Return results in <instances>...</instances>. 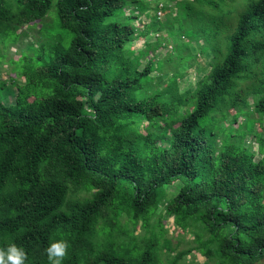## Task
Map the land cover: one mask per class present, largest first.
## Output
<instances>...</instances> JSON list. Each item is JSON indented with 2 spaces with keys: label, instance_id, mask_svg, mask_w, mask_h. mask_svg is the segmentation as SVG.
Returning <instances> with one entry per match:
<instances>
[{
  "label": "trees",
  "instance_id": "trees-1",
  "mask_svg": "<svg viewBox=\"0 0 264 264\" xmlns=\"http://www.w3.org/2000/svg\"><path fill=\"white\" fill-rule=\"evenodd\" d=\"M151 1L0 0V61L17 30L38 23L42 34L51 10L72 36L67 48L45 41L7 60L24 83L0 100V247L22 246L27 264H48L50 237L70 245L63 264H186L193 252L204 264L264 263V138L254 131L264 121V0L174 3L169 31L189 19L196 34L185 37L211 54L208 73L181 93L189 41L186 54L171 47L173 60L149 58L166 48L162 35L133 48L151 31L134 25ZM163 215L192 245L165 237Z\"/></svg>",
  "mask_w": 264,
  "mask_h": 264
},
{
  "label": "rangeland",
  "instance_id": "rangeland-1",
  "mask_svg": "<svg viewBox=\"0 0 264 264\" xmlns=\"http://www.w3.org/2000/svg\"><path fill=\"white\" fill-rule=\"evenodd\" d=\"M176 1H181V0L151 1V3L149 4L150 9L145 13H143V15H141L140 18L134 22V25L137 26L139 30L144 29L146 26H149L151 27V31L149 32V34H147L145 38H138L133 44V48L136 52L141 51L144 48L145 41L154 42L157 38H160L162 35L161 38L163 39V43H167L166 48L162 47L158 49L155 52V55L154 56L150 55L149 58L154 57L155 61L160 59L165 60L167 58V55L170 54L169 56L173 60L175 59L177 53L176 52L170 53L171 47L178 45L177 47L179 49H183L184 48L183 46L185 45L184 41H189V51L192 54H195V59H192L188 63H182L181 65L179 64L178 66L179 71L184 74L183 78H181L178 81L179 91L181 93L188 89L193 90L197 81L208 73L209 70L208 63L210 61L211 54L205 53L201 55L200 52H198V47L203 44L204 42L203 40H199L197 41L198 43L195 44V42L185 37V32H186L185 30L188 29H190V31L193 33L192 35L196 34V32L193 29L194 27L191 26L189 19L180 17L179 23L175 24V30L173 31V34L169 31L167 24L171 22L170 20H172L173 17L176 15L174 8V3ZM157 5H164V9L162 11L161 10L156 11L155 6ZM168 8L171 9V13L167 11ZM125 12L128 15V11L126 10ZM45 23H46L45 29L42 32V34H41V24L39 25L38 23L34 24L32 28L23 27L17 30L16 33L18 34V37L16 41L10 42L9 45L6 46V48L1 51V53L5 56V58L2 59V61H0V82H4L6 85L5 89L3 90L0 89V100L3 103L7 104L8 102L14 101L16 89L12 87V84L21 85L24 83L21 77H18L11 72V66L7 63L8 59L16 60L21 52H24L27 56H32V53L29 52V50H27V47L29 45L37 47L38 43H43L45 41H49L50 43L52 41L61 39L62 45L65 48H67L70 45L72 36L68 31L61 29L59 27L54 10H51L48 13L46 20L44 21V24ZM180 24L184 26V29L182 30V34L184 36H182L181 34L179 28ZM159 26L161 27V32H160L161 34H157L156 32ZM162 39H160V41ZM1 48L2 47H0V49ZM187 51L188 50L184 48L182 50V54H186ZM151 54L153 55V52H151ZM173 72H174V68L172 64L166 63V66L163 69V71L157 74L161 76V85H163V87L166 84L167 79L172 75ZM154 74L156 75V73ZM154 74L153 76H155ZM245 87L246 86L244 84L241 85V89H244ZM247 100L251 101V96H248ZM240 123L244 124L245 120L239 118L238 122L232 125V128L236 129ZM224 125L227 126L228 123L225 122ZM254 128H255L254 131L260 133L261 136L264 138V121L261 126L256 124ZM244 143L245 145H249V146L251 145L253 151L256 153L258 143L254 140L252 136L247 135L244 139ZM256 156L257 159H260L261 157L257 153ZM178 188H179V184L176 183L165 190V196H164L163 204L161 205V209L166 205L167 202H169L175 196V194L178 191ZM162 224L164 230L166 231L165 237L172 239L174 241V244L177 242V240H179V237H184L183 242L179 246L180 250L185 249L186 245L188 246L192 245V237L190 235H183V232L179 231L177 227L174 226V222L172 218L163 215ZM140 233L141 230L136 228L135 235H138ZM173 255L174 254L172 253L170 257H172ZM185 263L204 264L205 258L201 257V255H199L197 252H193L191 255L185 258Z\"/></svg>",
  "mask_w": 264,
  "mask_h": 264
},
{
  "label": "clouds",
  "instance_id": "clouds-1",
  "mask_svg": "<svg viewBox=\"0 0 264 264\" xmlns=\"http://www.w3.org/2000/svg\"><path fill=\"white\" fill-rule=\"evenodd\" d=\"M69 243L66 239L50 237L45 254L48 264H63L68 255ZM28 254L22 246L9 242L0 247V264H27Z\"/></svg>",
  "mask_w": 264,
  "mask_h": 264
}]
</instances>
